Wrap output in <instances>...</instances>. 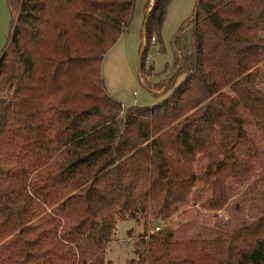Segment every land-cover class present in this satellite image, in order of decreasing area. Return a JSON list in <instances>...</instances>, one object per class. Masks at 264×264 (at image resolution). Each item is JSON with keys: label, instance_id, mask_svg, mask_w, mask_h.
Instances as JSON below:
<instances>
[{"label": "trees", "instance_id": "1", "mask_svg": "<svg viewBox=\"0 0 264 264\" xmlns=\"http://www.w3.org/2000/svg\"><path fill=\"white\" fill-rule=\"evenodd\" d=\"M170 0H147L139 72ZM135 0H8L0 50V264H105L119 219L163 223L126 264H264V213L213 232L165 223L189 202L226 208L264 171V0H196L152 104L101 74ZM147 83V84H146ZM161 225V226H160Z\"/></svg>", "mask_w": 264, "mask_h": 264}, {"label": "rangeland", "instance_id": "2", "mask_svg": "<svg viewBox=\"0 0 264 264\" xmlns=\"http://www.w3.org/2000/svg\"><path fill=\"white\" fill-rule=\"evenodd\" d=\"M147 0H135V5L125 30L104 54L101 74L108 92L123 103L122 116L131 104H152L165 96L169 90L154 94L143 81L156 83L167 77L173 61V37L179 26L193 13L196 0H170L167 5L161 29V39L149 45L146 52V77L139 72L140 45L145 43L142 34L144 8ZM11 12L8 0H0V50L5 45L11 24ZM259 79V86L264 90V71ZM147 84V83H146ZM118 96V97H117ZM232 184L231 199L226 208L205 209L201 202H189L185 212L174 213L165 223H180L190 233L196 231L213 232L222 227H230L242 219L252 218L264 213V171L258 169L245 181ZM161 220L150 216L146 220L137 217L119 219L116 228L107 243L105 264H126L135 256L134 240L145 229H154ZM161 226V225H160Z\"/></svg>", "mask_w": 264, "mask_h": 264}, {"label": "built area", "instance_id": "3", "mask_svg": "<svg viewBox=\"0 0 264 264\" xmlns=\"http://www.w3.org/2000/svg\"><path fill=\"white\" fill-rule=\"evenodd\" d=\"M154 41H155L154 38H152V43H153ZM157 228H158V226L155 227V229H157Z\"/></svg>", "mask_w": 264, "mask_h": 264}, {"label": "crops", "instance_id": "4", "mask_svg": "<svg viewBox=\"0 0 264 264\" xmlns=\"http://www.w3.org/2000/svg\"><path fill=\"white\" fill-rule=\"evenodd\" d=\"M153 0H151V3H152ZM116 96V95H115ZM118 97V96H117ZM121 100V99H120ZM122 102V101H121Z\"/></svg>", "mask_w": 264, "mask_h": 264}]
</instances>
